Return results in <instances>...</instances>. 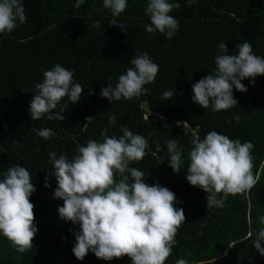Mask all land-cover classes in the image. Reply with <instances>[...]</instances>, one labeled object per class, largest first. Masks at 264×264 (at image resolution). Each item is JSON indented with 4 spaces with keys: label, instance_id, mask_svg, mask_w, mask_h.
<instances>
[{
    "label": "trees",
    "instance_id": "obj_1",
    "mask_svg": "<svg viewBox=\"0 0 264 264\" xmlns=\"http://www.w3.org/2000/svg\"><path fill=\"white\" fill-rule=\"evenodd\" d=\"M74 2L23 0L26 23L0 37V173L17 164L29 171L36 188L30 202L38 227L32 248L24 253L0 236V264H131L128 256L105 261L91 252L83 261L75 258L72 248L79 226L59 218L63 201L53 197L57 182L48 155L55 152L71 160L78 146L90 139L99 141L104 128L107 135L119 137L122 126L147 138L150 147L131 166L145 173L149 185L159 182L172 191L178 201L174 207L185 214L165 264H175L179 258L188 264H264L252 238L245 239L250 225L257 229L258 217L264 215V75L257 76L254 84L243 80L246 92L233 89L238 104L228 111L213 113L191 99L192 84L214 69L220 42L234 54L236 45L247 40L254 54L264 57V0H177L180 8L170 15L179 28L171 40L144 30L149 23L144 11L147 0H128L118 18L127 31L109 27L112 17L102 0H86L79 8L73 7ZM95 21L100 28L92 26ZM143 52L159 68L155 82L145 85L150 92L112 103L103 98L102 86H115L131 67L130 60ZM56 64L73 70L84 92L76 104L64 98L62 103H68L64 120L33 121L28 109L35 84ZM165 90L174 92L170 100L160 99ZM112 114L117 117L115 125L108 124ZM233 114L240 117L239 123L227 122ZM88 117L93 121L88 123ZM177 122L192 128L198 124L201 138L214 130L241 143L250 141L252 172L259 177L256 184L247 193L229 195L224 208L208 210L207 194L186 179L187 161L178 174L168 164L165 140L176 139L185 156L191 148L190 134L184 135ZM41 128L51 129L55 136L45 141L35 132ZM46 176L51 185L47 188ZM201 231L203 236L198 235Z\"/></svg>",
    "mask_w": 264,
    "mask_h": 264
},
{
    "label": "clouds",
    "instance_id": "obj_2",
    "mask_svg": "<svg viewBox=\"0 0 264 264\" xmlns=\"http://www.w3.org/2000/svg\"><path fill=\"white\" fill-rule=\"evenodd\" d=\"M195 3L196 0H188ZM86 0H75L73 7L79 8ZM128 0H102L104 9L110 11L109 27L116 26L127 31L118 18L125 12ZM177 0H147L144 9L149 23L144 30L149 34L159 32L171 40L179 24L170 15L178 10ZM120 21V20H119ZM26 23L23 0H0V37L12 33ZM93 27L100 28L95 21ZM131 67L111 83L102 86L100 95L110 103L121 99H139L150 92L145 85L155 82L159 68L147 52L139 53L130 60ZM214 69L198 82L192 84V101L211 112L228 111L238 104L233 89L246 92L242 83L264 75V57L255 55L250 42L245 40L236 45L234 54H229L227 43L217 45ZM84 89L73 78V70L60 64L43 73L42 82L35 84V92L29 103V115L33 121L41 119L62 121L68 103L81 99ZM174 95L165 90L160 99L167 101ZM88 123L93 118H86ZM149 119V117L147 118ZM240 117L232 119L239 123ZM117 117H108V124L115 125ZM189 135L190 150L185 156L176 139L165 140L167 161L174 173H180L187 161L186 179L207 194V209H222L229 195L247 193L259 179L252 172V149L250 141L241 143L216 131L207 132L203 138L199 125L192 128L187 122H177ZM45 141L55 136L48 128L35 130ZM108 128L101 131V139L88 140L78 146L71 160L64 154L57 156L49 152L51 173L57 185L53 197L63 201L58 207L62 221L78 225L74 232L75 244L72 252L77 260L83 261L91 252L97 258L111 261L128 256L131 264H165L176 245V234L185 222L182 208L174 207L175 194L159 182L149 185L145 173L131 166L141 161L150 151L147 138L134 134L122 126V135H107ZM147 150V151H146ZM157 150H160L157 144ZM165 159H161L163 163ZM159 163V164H160ZM44 186L50 187L48 176ZM36 191L29 171L17 164L0 173V236L5 237L18 253L29 251L38 231L34 220V205L31 195ZM206 227L202 224L201 228ZM203 236V232H198ZM252 238V245L264 257V215L258 217V227L251 225L245 239ZM229 248L233 245L229 244ZM227 255V252L225 253ZM175 264H188L183 258Z\"/></svg>",
    "mask_w": 264,
    "mask_h": 264
}]
</instances>
